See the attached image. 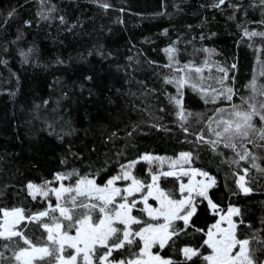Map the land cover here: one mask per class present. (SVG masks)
<instances>
[{
	"label": "trees",
	"instance_id": "trees-1",
	"mask_svg": "<svg viewBox=\"0 0 264 264\" xmlns=\"http://www.w3.org/2000/svg\"><path fill=\"white\" fill-rule=\"evenodd\" d=\"M107 2L112 7L105 12L92 0H51L57 12L54 19L45 21L36 15L38 0H0V206L31 208L44 203L31 202L25 186L29 181L52 180L55 172L66 170L63 158L68 160V168L85 170L89 158L97 165L111 158L114 173L119 167L116 160L124 163L145 152L174 156L192 151L194 166L217 178L213 195L222 207L230 202L240 206L246 219L260 227L264 174L250 170L246 179L253 191L245 196L234 183L236 165L224 162V156L207 145L182 143L195 139L192 133L205 127V116L214 106H206L199 95L187 89L185 108L206 115L199 123L191 117L185 125L189 134L184 133L168 100V93L175 94V88L162 82L168 74L162 67L168 62L162 49L176 42L180 63L189 60L194 49H215L217 61L238 63L236 87L245 94L254 52L250 40L243 37V27L257 26L261 12L247 9L250 0H239L247 13L241 10L234 16L226 6L222 11L206 7L213 0ZM12 8L16 14L5 23ZM60 15L65 16L66 24L60 23ZM26 20L30 26H25ZM30 48V62L23 63L19 53ZM89 76L91 80L86 79ZM234 102L239 103V97ZM53 121V129H49ZM61 125L64 130L75 129L62 141L57 135ZM70 146L84 164L70 155ZM248 147L264 157V149ZM93 148L95 152H91ZM220 151L233 155L222 146ZM258 163L264 167V159ZM241 165L248 167L244 162ZM147 167L140 162L138 174H144ZM40 231L32 225L29 235L38 236Z\"/></svg>",
	"mask_w": 264,
	"mask_h": 264
},
{
	"label": "snow or ice",
	"instance_id": "snow-or-ice-1",
	"mask_svg": "<svg viewBox=\"0 0 264 264\" xmlns=\"http://www.w3.org/2000/svg\"><path fill=\"white\" fill-rule=\"evenodd\" d=\"M38 3L36 15L40 19L55 18L57 6L51 0H38ZM92 3L105 12L112 7L107 0H92ZM223 6L231 8L233 16L241 10L246 13L247 9L259 10L262 19L255 23L264 28V0H250L247 9L239 0H213L206 7L222 11ZM15 14L16 9L12 8L5 23ZM59 21L67 23L63 15ZM24 23L30 26V21ZM243 37L264 40V30H249L244 26ZM20 38L18 35L17 39ZM204 38L202 35L201 39ZM255 50L264 52V45ZM162 51L168 61L162 66L168 70L162 82L175 88V94L168 93V100L184 133L189 134L185 125L191 117L195 116L199 123L206 115L185 108L187 89L199 95L206 106H214L204 121L205 127L192 133L195 139L182 143L207 145L212 152L224 156V162L236 165L234 183L239 193L250 195L253 189L246 179L250 170L264 174V167L258 163L264 157L248 147L264 149V84L258 82L254 70L244 86L248 94H241L236 87L238 63L213 60L215 49H194L205 54L204 60L199 64L189 60L183 65L177 58L176 42ZM32 52L31 48L20 51L23 63L30 62ZM257 64L259 76L264 77V61L259 56ZM235 97H239L240 103L234 102ZM43 103L46 105L48 101ZM54 123L48 124L49 129H53ZM74 132L75 129L64 130L61 125L57 135L62 141L65 135ZM221 146L233 155L226 156L220 151ZM68 151L84 164V159L72 152L71 146ZM141 161L148 166L144 174H138L137 165ZM241 162L248 167H243ZM61 163L66 170L55 172L52 180L29 181L25 186L31 202L44 203L31 208L0 206V249H3L0 264H264V218L259 222L260 227H256L246 219L240 206L230 202L226 208L222 207L213 195V189L218 187L217 178L208 170L194 166L192 151H180L175 157L145 152L124 163L116 160L119 167L114 173L111 158L99 165L89 158L87 170L68 168L66 158ZM166 183L172 186L165 187ZM32 225L42 230L38 236L29 235Z\"/></svg>",
	"mask_w": 264,
	"mask_h": 264
},
{
	"label": "rangeland",
	"instance_id": "rangeland-1",
	"mask_svg": "<svg viewBox=\"0 0 264 264\" xmlns=\"http://www.w3.org/2000/svg\"><path fill=\"white\" fill-rule=\"evenodd\" d=\"M249 30H264V28H259L258 26H250L248 28ZM250 44L253 45L252 50L254 52V65H253V69H252V74H251V78L254 74V70H255V74L257 75V78H258V82L261 83V84H264V77H260L259 76V64H257V57L259 56V59L261 61H264V52H260L258 53L255 49L256 48H260L262 45H264V40H261L259 37H256V38H253L252 40H250ZM206 48V47H205ZM211 49V48H209ZM216 56V55H215ZM215 56L212 58L213 60L217 61L215 59ZM205 58V54L202 53V52H194L192 51L190 54H189V60H193L195 63L199 64L201 61H203ZM189 60L185 61V62H182L181 65H183L184 63L188 62ZM206 76H207V72L204 73ZM213 74L214 73V70H213ZM251 80V79H250ZM248 93L246 92L244 95H247ZM240 103V102H239ZM222 107H227V106H222ZM212 113L211 112H207V116L208 115H211ZM207 116H205V119L207 120ZM205 120V121H206ZM205 135H208L207 131L205 132ZM153 154V153H152ZM178 154V153H177ZM176 154V155H177ZM153 155H159V156H169V157H175L176 155L174 156H170V155H160V154H153ZM142 162V161H141ZM147 165V164H146ZM167 168V165H165V169ZM67 183V182H66ZM226 208V207H225Z\"/></svg>",
	"mask_w": 264,
	"mask_h": 264
}]
</instances>
